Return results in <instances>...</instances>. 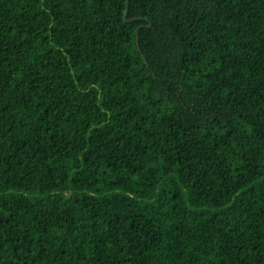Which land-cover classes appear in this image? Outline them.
<instances>
[{"label": "trees", "instance_id": "trees-1", "mask_svg": "<svg viewBox=\"0 0 264 264\" xmlns=\"http://www.w3.org/2000/svg\"><path fill=\"white\" fill-rule=\"evenodd\" d=\"M0 0V264H264V0Z\"/></svg>", "mask_w": 264, "mask_h": 264}, {"label": "water", "instance_id": "water-1", "mask_svg": "<svg viewBox=\"0 0 264 264\" xmlns=\"http://www.w3.org/2000/svg\"><path fill=\"white\" fill-rule=\"evenodd\" d=\"M129 4H130V0H126V12H125V16H127V14H128Z\"/></svg>", "mask_w": 264, "mask_h": 264}]
</instances>
